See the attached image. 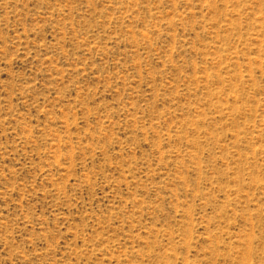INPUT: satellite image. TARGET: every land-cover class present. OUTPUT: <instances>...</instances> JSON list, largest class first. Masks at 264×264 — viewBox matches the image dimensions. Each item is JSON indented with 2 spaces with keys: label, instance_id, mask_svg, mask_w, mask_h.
<instances>
[{
  "label": "rangeland",
  "instance_id": "obj_1",
  "mask_svg": "<svg viewBox=\"0 0 264 264\" xmlns=\"http://www.w3.org/2000/svg\"><path fill=\"white\" fill-rule=\"evenodd\" d=\"M0 264H264V0H0Z\"/></svg>",
  "mask_w": 264,
  "mask_h": 264
}]
</instances>
